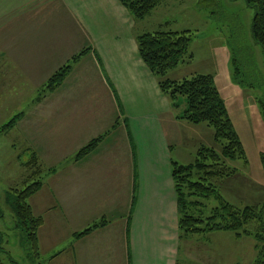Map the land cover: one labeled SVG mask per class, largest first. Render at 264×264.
<instances>
[{
  "label": "crops",
  "instance_id": "0c3cea01",
  "mask_svg": "<svg viewBox=\"0 0 264 264\" xmlns=\"http://www.w3.org/2000/svg\"><path fill=\"white\" fill-rule=\"evenodd\" d=\"M148 17L133 19L117 0H0V93L38 88L86 49L55 91L18 112L23 139L54 168L29 199L43 218L45 264H178L171 161L186 164L208 128L177 117L139 57ZM102 217L104 227L74 238Z\"/></svg>",
  "mask_w": 264,
  "mask_h": 264
},
{
  "label": "rangeland",
  "instance_id": "374dc122",
  "mask_svg": "<svg viewBox=\"0 0 264 264\" xmlns=\"http://www.w3.org/2000/svg\"><path fill=\"white\" fill-rule=\"evenodd\" d=\"M152 12L142 23L145 30H190L192 33L188 54L193 57L169 70L165 78L181 80L196 73L211 74L243 145L246 163L241 159L228 162L236 173L216 181L219 192L227 202L238 207L260 205L264 201L261 163L264 118L258 102L264 100V55L250 31L255 9L245 0H217L212 7H205V2L200 0L175 1L173 5L163 0ZM233 59L237 61L243 83L236 79ZM36 96L37 87L1 92L0 129L18 112H23L26 117L37 104ZM177 111L180 113L182 107ZM21 124L18 121L7 132L0 133V231L7 240L4 244L6 252L0 253L1 264H35L31 251L21 243L17 231L12 229L13 218L6 203V191L23 187L24 168L21 162L28 161L33 151L39 153L43 167L51 161L43 158L42 151L27 144L18 130ZM202 126L208 129L202 132L201 143L219 152L221 145L214 140L213 130L205 124ZM197 147L190 152V158L188 155L189 160H183L188 162L183 163L194 161ZM55 161L52 160V163ZM213 206L215 201L211 199L208 208ZM254 244L252 237L236 238L229 231L194 236L190 243L181 242L178 264H250L255 258Z\"/></svg>",
  "mask_w": 264,
  "mask_h": 264
},
{
  "label": "trees",
  "instance_id": "16d2710c",
  "mask_svg": "<svg viewBox=\"0 0 264 264\" xmlns=\"http://www.w3.org/2000/svg\"><path fill=\"white\" fill-rule=\"evenodd\" d=\"M117 1L126 8L133 19L139 21L145 19L163 0ZM200 1L205 2V7L217 4V0ZM245 2L255 9L250 31L264 55V0ZM191 40L190 30L178 32L158 29L136 36L138 55L156 78L161 93L169 98L172 107L177 110L181 106L178 100L183 98L184 107L177 117L191 124L207 125L213 130L214 140L221 145L219 152L212 147L200 146L191 163L171 161L179 240L215 231H229L234 233L236 238L252 237L255 241V258L250 264H264V201L260 205L238 207L227 202L216 185L217 180L236 173V169L228 165L229 161L241 159L246 163V156L213 76L196 73L181 80L165 78L169 70L191 60L193 55L188 54ZM85 53L86 49L81 50L69 63L56 69L37 88L35 101L39 103L45 96L55 91L70 73L73 63ZM233 62L234 74L241 83L236 59H233ZM258 103L264 118V100ZM21 117L22 113L11 117L1 126L0 133L3 134L14 127ZM108 133L109 131L92 138L76 151L73 159L80 160L93 152ZM261 163L264 172V154H261ZM21 166L24 168V178L21 182L23 187L9 188L6 191V203L13 218L12 229L17 231L21 243L31 251L35 264H45L38 242V230L43 224V218L33 213L29 199L41 189L45 175L52 173L54 168H44L35 152L31 153L28 161L21 162ZM211 199L215 201V206L208 208ZM107 222V218L102 217L74 233V238L88 235L95 229L104 227ZM253 224L255 227L251 228ZM6 243L4 233L0 231V253L6 252L4 248Z\"/></svg>",
  "mask_w": 264,
  "mask_h": 264
}]
</instances>
